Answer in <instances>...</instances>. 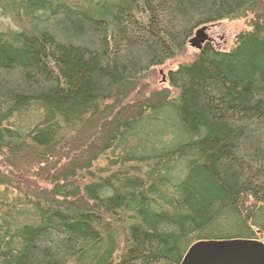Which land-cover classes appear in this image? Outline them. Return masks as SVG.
<instances>
[{
    "label": "trees",
    "instance_id": "obj_1",
    "mask_svg": "<svg viewBox=\"0 0 264 264\" xmlns=\"http://www.w3.org/2000/svg\"><path fill=\"white\" fill-rule=\"evenodd\" d=\"M0 264H182L264 242V0H0ZM243 17L133 98L196 31Z\"/></svg>",
    "mask_w": 264,
    "mask_h": 264
},
{
    "label": "water",
    "instance_id": "obj_2",
    "mask_svg": "<svg viewBox=\"0 0 264 264\" xmlns=\"http://www.w3.org/2000/svg\"><path fill=\"white\" fill-rule=\"evenodd\" d=\"M208 26L199 28L190 45L202 50L211 42ZM182 264H264V242L257 239L199 240L187 251Z\"/></svg>",
    "mask_w": 264,
    "mask_h": 264
},
{
    "label": "rangeland",
    "instance_id": "obj_3",
    "mask_svg": "<svg viewBox=\"0 0 264 264\" xmlns=\"http://www.w3.org/2000/svg\"><path fill=\"white\" fill-rule=\"evenodd\" d=\"M249 20L243 17L225 19L213 24L206 25L209 27L208 34L211 42L217 49L231 50L237 42V37L242 32L250 30ZM14 26L12 17L0 14V29L7 26ZM200 50L191 45L178 55L176 58L169 60L164 65L152 69L141 81L140 89L134 94L133 98H140L142 95H148L154 90L168 86V72L176 69L182 63H190L195 60ZM142 94V95H140Z\"/></svg>",
    "mask_w": 264,
    "mask_h": 264
}]
</instances>
